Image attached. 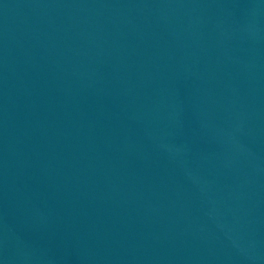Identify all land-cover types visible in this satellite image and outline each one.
I'll return each instance as SVG.
<instances>
[{
    "label": "water",
    "instance_id": "1",
    "mask_svg": "<svg viewBox=\"0 0 264 264\" xmlns=\"http://www.w3.org/2000/svg\"><path fill=\"white\" fill-rule=\"evenodd\" d=\"M0 264H264V0H0Z\"/></svg>",
    "mask_w": 264,
    "mask_h": 264
}]
</instances>
